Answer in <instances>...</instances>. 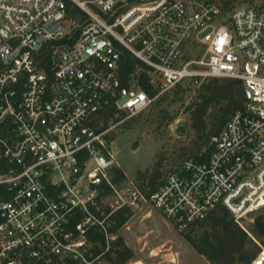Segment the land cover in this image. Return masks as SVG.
<instances>
[{
    "label": "built area",
    "instance_id": "built-area-1",
    "mask_svg": "<svg viewBox=\"0 0 264 264\" xmlns=\"http://www.w3.org/2000/svg\"><path fill=\"white\" fill-rule=\"evenodd\" d=\"M70 1L85 22L66 0H0V264H113L129 222L117 229V214L146 204L179 232L222 205L248 233L264 208V0L225 17L212 0ZM124 50L147 67L128 84ZM209 78L241 80L246 99L209 161L185 160L149 198L116 181L100 115L141 114Z\"/></svg>",
    "mask_w": 264,
    "mask_h": 264
},
{
    "label": "trees",
    "instance_id": "trees-1",
    "mask_svg": "<svg viewBox=\"0 0 264 264\" xmlns=\"http://www.w3.org/2000/svg\"><path fill=\"white\" fill-rule=\"evenodd\" d=\"M212 1L220 7L223 17H225L236 9L238 0ZM66 5L70 19L79 23L87 20L86 13L73 2L66 0ZM78 35L79 31L75 32L76 38ZM138 69L147 71V67L142 62L124 50L120 66L124 84H128V74L134 73ZM141 86L150 96L154 95L147 74H141ZM178 90H181V85L176 88V91ZM244 90L243 82L233 78H209L207 82L199 85L197 95L186 108L190 122V131L188 132L190 144L180 149L182 163L187 159H194L202 163L209 161L215 151L212 138L219 135L229 120L245 107ZM163 99L164 97L157 104H161ZM125 115L115 106L109 107L100 115L94 127L98 132L105 131L111 125L117 124ZM126 128H129V125H126ZM106 140L110 143L115 140V137L107 135ZM163 157L164 155H162V159ZM161 167L162 162L160 161L153 169L146 172L140 171L136 176V183L147 198L166 182L167 177H163L160 171ZM180 169L181 166L172 172ZM113 171L116 181L127 179L124 171L119 167L115 166ZM132 216L133 213L129 211H119L116 217V228H122ZM251 230L252 235L260 240L264 248V215L255 218ZM180 233L210 264H253L260 252V247L254 243L249 233L235 222L232 213L222 205ZM117 246V259L113 264H129L134 260L135 252L127 246L123 237H120ZM24 264H33V261H24ZM68 264H72L71 261H68Z\"/></svg>",
    "mask_w": 264,
    "mask_h": 264
},
{
    "label": "rangeland",
    "instance_id": "rangeland-1",
    "mask_svg": "<svg viewBox=\"0 0 264 264\" xmlns=\"http://www.w3.org/2000/svg\"><path fill=\"white\" fill-rule=\"evenodd\" d=\"M262 2L238 0L235 7H256ZM201 52L202 49L198 48L196 56ZM199 85L186 82L181 85V90L175 89L164 96L161 104L157 102L141 114L127 115L123 124L109 127L107 135H113L115 140L110 143L106 141V150L115 166L124 171L127 180L136 182L138 172L151 170L160 161V171L165 178L182 165L180 149L190 144V122L186 108L197 95ZM259 215H264V208L252 218L255 220ZM252 224L249 222L245 226L254 243L260 247V254L264 248L260 240L252 235ZM121 236L135 252V258L129 264H210L185 240L174 222L149 204L141 211L133 212Z\"/></svg>",
    "mask_w": 264,
    "mask_h": 264
}]
</instances>
